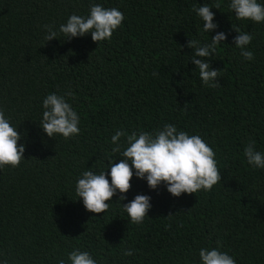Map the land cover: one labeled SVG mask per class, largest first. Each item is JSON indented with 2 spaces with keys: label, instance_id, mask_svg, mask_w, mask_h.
<instances>
[{
  "label": "trees",
  "instance_id": "16d2710c",
  "mask_svg": "<svg viewBox=\"0 0 264 264\" xmlns=\"http://www.w3.org/2000/svg\"><path fill=\"white\" fill-rule=\"evenodd\" d=\"M93 3L119 9L122 24L98 43L90 33L66 40L59 26L72 14L88 16ZM203 4L213 7L218 24L209 33L194 10ZM229 4L0 0V109L26 146L18 167L0 168V264H69L73 250L97 264H201L200 249L217 247L236 264H264V169L243 155L252 141L264 153V22L237 20ZM44 25L54 26L56 39L45 40ZM233 25L253 36V60L234 45ZM217 32L227 39L203 58L220 70V86L212 88L201 81L187 43L202 46ZM69 91L81 131L48 137L40 127L43 100ZM165 124L213 149L221 182L174 197L163 183L150 189L134 174L129 191L117 192L105 213L88 212L76 183L84 171L99 174L109 160L124 158L112 151V136L125 133L118 141L123 152L128 135L154 134ZM139 194L150 196L152 207L135 224L122 204Z\"/></svg>",
  "mask_w": 264,
  "mask_h": 264
},
{
  "label": "clouds",
  "instance_id": "9594fccd",
  "mask_svg": "<svg viewBox=\"0 0 264 264\" xmlns=\"http://www.w3.org/2000/svg\"><path fill=\"white\" fill-rule=\"evenodd\" d=\"M214 7L218 9L220 5L216 4ZM212 8L203 4L194 9L203 21V30L206 33L218 27V24L213 22ZM229 8L237 20L249 19L256 23L264 22V5L258 3L257 0H230ZM123 20L124 15L119 9L105 8L93 3L88 16L72 14L65 24L59 26V32L64 34L66 40L83 37L90 33L92 41L98 43L110 39ZM43 27L47 29L46 41L56 39L57 31L54 30L53 25ZM233 29L238 33L233 38V43L240 49V55L246 60H253L254 54L247 48L253 36L242 32L237 26L233 25ZM226 39L224 32H217L211 37L210 43L202 46L196 40H188L187 47L194 50L191 61L199 69V77L206 86L212 88L220 86L217 81L220 70H213L210 63L203 58L215 53L217 45ZM66 96L74 98L75 93L71 91L65 95L52 93L43 100L44 111L40 127L48 137L53 138L54 134H60L68 139L78 135L81 131L78 126L80 117L72 105L67 102ZM124 135V132L117 131L111 138L113 144L116 145L112 151L119 152L124 158L118 163L109 160L107 171L99 174L92 170L84 171L76 183V194L79 199H82L88 212L105 213L109 208L108 201H111L117 192L124 194L129 191L134 174L139 179H146L150 189H157L163 183L174 197H179L181 193L193 194L200 190L210 191L214 185L221 182V173L215 159L216 154L199 135H189L185 131H178L175 125L165 124L154 134L141 131L128 135V146L120 152L118 141ZM21 139V133L11 126L10 118H6L4 111L0 109V168L20 165L26 147L25 144L18 143ZM243 155L249 165L264 169V153L256 150L255 141L245 146ZM109 176L111 182H109ZM125 199L126 196H119V201ZM150 200V196L139 194L130 202L122 204L131 223L140 224L145 216H148V211L152 207ZM217 244L219 245V241ZM123 254L130 256L133 252L126 250ZM199 257L201 264H236L235 259L227 252H221L219 247L201 248ZM68 261L69 264H97L88 252L79 250L69 253ZM4 264H7V261H4ZM59 264H66V262L61 259Z\"/></svg>",
  "mask_w": 264,
  "mask_h": 264
}]
</instances>
